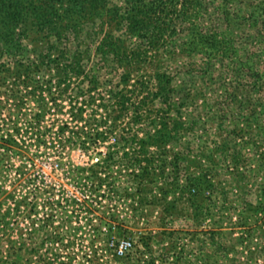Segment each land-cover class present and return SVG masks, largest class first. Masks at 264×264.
Segmentation results:
<instances>
[{
    "label": "rangeland",
    "instance_id": "obj_1",
    "mask_svg": "<svg viewBox=\"0 0 264 264\" xmlns=\"http://www.w3.org/2000/svg\"><path fill=\"white\" fill-rule=\"evenodd\" d=\"M214 15L204 20L206 26L225 29L219 16ZM87 24L79 40L72 35V40L60 43V50L51 55L46 48L53 42L52 36L36 28L21 30L16 50L0 44V264H7L6 260L8 264H38L39 254H45V260L54 264H167L161 255L171 251L172 245L184 248L194 264H202L203 255L214 264L220 259L218 242L236 246L227 264H238L250 256L251 264H264V234L262 237L255 231L243 248L238 242L242 230L233 228L238 210L232 208L243 200L258 202L264 191V174L259 179L252 177L249 190L237 173L214 164L213 174L223 188L212 195L206 193L212 196L205 205L213 215L206 218L203 214L197 216L189 198L184 197L188 194L184 189L172 188L171 180L177 176L172 168L160 171L162 160L167 157L170 162L173 152L186 150L187 140L200 142L197 136L203 129L207 130V143L220 142L224 127L228 129L235 122L234 115L226 120L229 124L221 121L228 102L220 93L226 87L218 84V79L201 78L206 66L204 57L177 53L162 58L159 69L175 75L176 85L188 81L189 87L201 89L203 96L199 108L183 109L187 125L198 122L197 132L188 134L186 129L180 141L157 143L146 132L150 129L147 123L159 120L157 110L161 105H151L154 109L150 110L139 104L134 94L129 93L133 98L126 103L119 96L131 89L142 74L149 76L146 70L151 65L147 64L144 71L137 64L119 70L98 53L103 34L94 30L91 34L92 24ZM103 26L108 25L100 19L93 24L95 29ZM244 26L242 30L233 28L237 37L244 33V39L249 38L252 30ZM50 56L60 61L49 63ZM63 57L70 63L82 62L84 70L75 73L60 69ZM125 73H130L128 82L122 78ZM241 90L239 94L245 93ZM234 111L239 113L232 105ZM241 139L249 137L245 134L238 142ZM262 149L250 146L244 150L253 158L255 169ZM194 155L203 154L189 152L182 163L199 172ZM220 156L218 151L214 157ZM205 157L199 159L203 167L208 163ZM135 160L138 162L133 163ZM139 163H152L153 168L143 172ZM222 205H227L226 211L231 206L229 216L221 214ZM220 217H225L222 226L224 218ZM262 217L258 219L263 220L264 214ZM218 229H224L220 240L218 233L214 234ZM124 241L133 245L123 256L118 248ZM33 248L38 251L30 253ZM151 257L156 258L154 263Z\"/></svg>",
    "mask_w": 264,
    "mask_h": 264
},
{
    "label": "trees",
    "instance_id": "obj_2",
    "mask_svg": "<svg viewBox=\"0 0 264 264\" xmlns=\"http://www.w3.org/2000/svg\"><path fill=\"white\" fill-rule=\"evenodd\" d=\"M121 2L111 4L107 0H0V44H7L16 50L21 39V30L36 28L38 31H46L48 37L52 36L53 42L46 48L47 54L51 55L52 51L60 50V43L72 40V35L76 37L74 39L79 40L81 32L85 30L84 24H92L91 34L94 31L103 34L98 41V53L115 64L119 70L122 66L128 68L137 64L144 71V68L147 69V66L151 65L152 68L146 70L150 72L149 76L147 73L142 74L131 89H126L127 92H122L119 96L120 101L126 103L133 98L129 93L134 94V97L138 98L137 102L144 107L148 106L150 110L154 109L151 105L155 106L156 103L161 105L157 110L159 120L147 123L150 129L146 132L152 140L161 144H168L175 139L180 141L185 136L186 129L188 134L197 132L195 126L198 122L193 121L190 126L187 125L183 109L192 106L199 108L202 106L199 105V100L203 96L202 90L189 87L188 81L176 85L175 75L159 69V65L163 64L162 58L173 57L177 53L189 56L201 54L206 62L201 78L210 81L218 79L217 83L226 87L225 91L220 93L228 102L223 108L221 121L225 122L230 115H234L235 122L229 125L228 129L224 127L219 137L222 139L220 142L215 140L207 143L204 140L207 130L203 129L197 137L204 143L187 140L186 150L180 153L173 152L174 157L170 162L167 157L162 160L160 171L165 172L167 167H171L177 175L171 180L172 188L184 189L188 193L184 197L189 198L191 206L197 211V216L203 214L206 218L213 217L206 207L207 204L205 205V200L211 201L212 196H206V193L212 195L217 188H223L213 174L214 164L216 168L226 169L232 174L237 173L243 178L245 187L249 190L252 177L259 179L260 175L264 174V0H121ZM214 14L219 16L220 21L226 26L225 29L221 30L216 25L206 26L204 20ZM99 19L103 25L108 26L93 28V24ZM244 25L252 30V33L248 34L249 38L245 39L244 33L237 37L233 31V28L242 30ZM130 40L132 44L128 42ZM241 44H250V47L241 48ZM61 50L63 53L67 52L65 49ZM48 61L57 63L60 60L50 56ZM63 61L60 63L62 64L60 69L65 72L79 73L84 70L80 61L70 63L65 61L64 57ZM153 65H156V68L153 69ZM122 78L128 82L130 73H125ZM241 89H244L245 93L239 94ZM228 91H231L229 92L231 96L228 95ZM202 104L207 106V98L203 99ZM232 105L236 106L239 113L231 112ZM212 107L211 105V112ZM222 126L221 123L220 128H223ZM245 134L249 139H241L238 142ZM238 145L241 146L240 149ZM250 146L259 150L263 148L259 153L261 161L256 169L251 165L253 158L244 153ZM218 151L221 152L220 159L214 157ZM189 152L203 154L194 155L198 158L195 166L201 171L195 172L191 169L192 166L183 165L182 162ZM254 153L257 155L255 149ZM201 156L208 159L204 167L199 160ZM135 162L138 161L135 160L133 163ZM151 164L143 166L139 163L143 172L151 170L153 168ZM243 164H246L245 168ZM240 192L241 190L236 194L237 197ZM171 206L176 209V204ZM226 207L227 205H222L221 208V214H226L223 215L226 217L230 215L228 212L232 211V208L238 210L237 220L233 221V216L229 219L235 225L233 228L239 227L242 230L238 242L243 248L252 239L255 231L263 237L264 219H260L264 214V191L259 195L256 204L243 200L237 208L230 206L229 211H226ZM220 218H224L222 226L225 217ZM223 230L214 231V234L218 233L219 240ZM144 242L149 245L146 240ZM131 244L133 245L132 242ZM235 247L218 242L216 252L219 253L220 259L214 264H227L226 261L232 258L230 253L236 250ZM170 249L172 253L166 251L161 255L167 264H194V259L185 253L184 248L181 250L178 245H172ZM33 250L30 253L38 251L36 248ZM118 252L124 256L130 251L122 253L118 248ZM237 252L239 250L235 253ZM38 258L37 261H40L38 264H54L53 261L45 260V254H39ZM243 258L238 264H251V256L246 260ZM155 259L151 257L150 262L154 263ZM206 260L203 255L202 264H209ZM4 262L8 264L7 260Z\"/></svg>",
    "mask_w": 264,
    "mask_h": 264
},
{
    "label": "built area",
    "instance_id": "obj_3",
    "mask_svg": "<svg viewBox=\"0 0 264 264\" xmlns=\"http://www.w3.org/2000/svg\"><path fill=\"white\" fill-rule=\"evenodd\" d=\"M132 244L130 241H124L120 246V251L124 253L125 251H128L131 248Z\"/></svg>",
    "mask_w": 264,
    "mask_h": 264
}]
</instances>
